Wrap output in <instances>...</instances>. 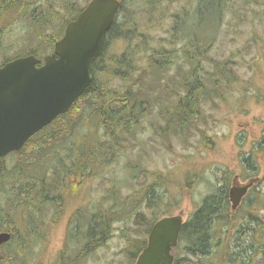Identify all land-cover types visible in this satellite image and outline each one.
<instances>
[{
	"label": "trees",
	"instance_id": "trees-1",
	"mask_svg": "<svg viewBox=\"0 0 264 264\" xmlns=\"http://www.w3.org/2000/svg\"><path fill=\"white\" fill-rule=\"evenodd\" d=\"M162 1L145 0L141 5H134L136 0H121L119 12L106 36L104 53L93 62V80L82 96L68 112L32 136L22 149L13 152L16 156L13 167H6L7 156L0 158V231L12 232L11 241L0 246V264H27L29 237L39 234L37 224L43 223L42 227L46 229L44 224L56 223L63 215L68 196L74 197L86 181L105 176L119 156L135 145L142 119L152 109V102L145 91L148 69L159 75L175 63V55L167 54L163 46L151 45L155 41L152 29L160 26L166 15L163 12L156 16L161 12L157 10ZM230 2L199 0L192 15L185 8L172 15L175 38L182 44L180 65L188 67L180 83L184 92L175 94L174 117L182 130L197 126L202 104L210 97L205 80L212 83L216 93L222 80L230 83L234 76L230 60L212 58L210 44L202 34L209 25L216 28L217 19L220 20ZM28 8L33 13L29 4L19 0H0V51L5 27L10 28L16 22L14 19L23 20ZM70 8L62 19L63 28L75 18L82 6L77 5L76 0H70L67 9ZM15 13L14 18L3 22L2 28L1 15ZM50 17L53 18L49 16L41 21L45 29L52 22ZM32 22L37 24L40 21L34 19ZM182 33L183 36L179 35ZM38 38V45L26 52L0 58V67L15 57L29 54L43 59L49 47H53V39L57 40L58 36L51 41ZM117 41L122 46L120 52L114 50ZM146 66H149L147 70ZM87 118L97 122V135L77 137ZM207 138L203 131V139L211 143ZM259 149L261 154L264 153V141L259 142ZM246 159L248 165L255 162L254 168L246 171H255L253 176H257L259 159L252 152ZM30 171L35 172L31 174ZM140 175L138 185L129 193L125 194L117 184H110L103 198L72 214L74 218L72 216L69 222L58 264H84L86 257L107 244L117 222L135 220L141 224L147 210H154L145 230L149 235L156 221L181 207L180 198L172 195L174 182L171 174L146 168L141 169L139 175L134 173V176ZM196 176L202 179V176ZM237 176L222 173V184L195 204V209L183 224L179 244L173 249L174 264L254 263L255 249L261 243L257 235L263 236V225L253 209L263 205V200L257 201L250 212L255 205V202L248 203L253 188L242 205L232 211L229 185ZM50 206L55 208L51 214L48 211ZM246 207L248 211L242 212ZM21 227L26 230L22 232ZM245 232L250 238L248 246L233 247V237ZM125 237L129 244L125 252L134 264L148 240L139 231L136 235L127 233Z\"/></svg>",
	"mask_w": 264,
	"mask_h": 264
},
{
	"label": "rangeland",
	"instance_id": "rangeland-1",
	"mask_svg": "<svg viewBox=\"0 0 264 264\" xmlns=\"http://www.w3.org/2000/svg\"><path fill=\"white\" fill-rule=\"evenodd\" d=\"M19 1L28 4L34 0ZM69 1L37 0L33 8L39 4L42 13L39 15L33 10L32 15L39 17L40 23L33 24L32 27L30 19L26 18V22L15 20V24L2 36L0 58L14 57L37 46L40 42L38 37L49 41L59 36L63 28L62 19L71 10L67 9ZM85 1L76 0V4L83 5ZM144 1L136 0L133 4L141 5ZM198 1L171 0L170 3V0H164L160 4L157 11L161 12L156 16L163 12L166 15L162 22L159 20L161 25L152 29L155 41L151 45L163 46L167 54L175 55V63L168 71L159 75L153 74L148 69L149 66H146L148 73L145 91L152 102V109L142 119L135 145L119 156L105 176L86 181L74 197L68 196L63 215L56 223L44 224L47 225L46 229L42 227L43 223L37 224L40 227L37 230L39 234L29 237L27 264H58L69 222L72 216L74 218L72 214L103 198L106 187L110 184H117L125 194L129 193L142 177L134 176V173L139 175L140 170L146 168L172 175V195L181 200V207L172 214L182 212L186 221L195 209V204L222 184V173L238 175L241 184L247 183L252 177H259L255 189L249 195L248 203L255 202L251 212L256 202L263 200V205L255 207L253 211L261 218L264 236V153L259 152V142L264 141V0H231L220 20L217 19L216 28L209 25L202 31L210 44L212 58L219 61L230 60L234 76L230 83L222 80L219 92L216 93L212 83L205 80L210 97L202 104L197 126L191 125L182 130L174 117L175 94L184 92L180 83L188 67L180 65L182 44L175 38L172 15L182 8L192 15ZM49 16H53L49 18L52 22L45 29L41 21ZM200 33L201 30L198 31ZM179 35L183 36L184 33ZM114 50H122L119 41L114 44ZM83 125L78 130L77 137L81 138L83 134L97 135V122L94 119H85ZM203 131L211 143L203 139ZM249 152L259 159L257 176H253L255 171H246L255 166V162L253 165L247 163ZM15 162L16 156L13 153L8 155L6 167H13ZM30 172L34 174L35 171ZM197 174L202 179L199 180ZM53 210L55 208L52 206L48 209L50 214ZM247 211L246 207L242 212ZM153 212L154 210H147L141 224L135 220L115 223L113 236L107 244L86 257L84 264H132L125 252L129 245L125 235L130 232L136 235L139 231L148 240L149 235L145 230L148 221L153 218ZM87 221L88 218L85 219L86 223ZM24 230L26 229L21 227V231ZM257 236L261 243L255 249L253 264H264V237L261 234ZM249 243L250 238L246 232L232 239L233 247L241 244L248 246Z\"/></svg>",
	"mask_w": 264,
	"mask_h": 264
},
{
	"label": "water",
	"instance_id": "water-1",
	"mask_svg": "<svg viewBox=\"0 0 264 264\" xmlns=\"http://www.w3.org/2000/svg\"><path fill=\"white\" fill-rule=\"evenodd\" d=\"M121 0H91L68 23L52 54L17 57L0 67V158L22 149L27 141L70 110L91 84V66L103 55L107 32ZM256 180L234 183L229 189L236 211ZM185 222L182 213L164 216L152 227L147 246L135 264H174ZM12 237L0 232V245Z\"/></svg>",
	"mask_w": 264,
	"mask_h": 264
},
{
	"label": "flooded vegetation",
	"instance_id": "flooded-vegetation-1",
	"mask_svg": "<svg viewBox=\"0 0 264 264\" xmlns=\"http://www.w3.org/2000/svg\"><path fill=\"white\" fill-rule=\"evenodd\" d=\"M37 0H34L33 2H28V4L30 5V8H32L33 10H36V12H37V14H41L42 13V9H41V6L39 5V4H37L36 5V7H34L33 8V4L36 2ZM89 2H90V0H86L84 3H83V5H81L82 6V8L81 9H79L78 10V12H77V15L75 16V18L74 19H72L71 21H73V20H75L76 18H77V16L79 15V13L84 9V7H86L88 4H89ZM39 9V10H38ZM31 9H29L28 8V12H27V14H26V16L24 17V19L23 20H20V21H24V22H26V18L27 19H30V26H32L33 25V20L35 19V20H39V19H37V17H35V16H33L32 15V13H31ZM45 11V10H44ZM74 11V10H73ZM32 15V16H31ZM16 16V13L15 14H13V15H7V16H2L1 15V18H2V21H1V27L3 26V22L4 21H8V20H10L11 18H14ZM14 20H17V19H14ZM19 21V22H20ZM70 21V22H71ZM40 23V22H39ZM39 23H37V24H39ZM69 23V22H68ZM15 24V23H14ZM67 25L68 24H66V26H65V28H62L61 29V31H60V35L58 36V39L56 40L55 38L53 39V47H52V49L51 50H49L48 49V54H45V56H47V55H50V54H52L53 52H54V50H55V44L57 43V41H59L63 36H64V34H65V30H66V27H67ZM2 28H4V27H2ZM10 28H8L7 26L5 27V29H4V32H6L7 30H9ZM108 33V32H107ZM107 36V35H106ZM52 40V39H51ZM1 45H2V43H1ZM105 45H106V41H105ZM104 50H105V48H104ZM104 53V52H103ZM44 56V57H45ZM15 58H17V57H15ZM14 58V59H15ZM13 60V59H12ZM235 180V179H234ZM237 180H239V179H237L236 178V183H239V182H237ZM234 183V181L232 182V184ZM1 232V231H0ZM11 239H12V237H11ZM11 239L7 242V243H5V244H8L10 241H11ZM5 244H3V245H5ZM2 246V245H1Z\"/></svg>",
	"mask_w": 264,
	"mask_h": 264
},
{
	"label": "bare ground",
	"instance_id": "bare-ground-1",
	"mask_svg": "<svg viewBox=\"0 0 264 264\" xmlns=\"http://www.w3.org/2000/svg\"><path fill=\"white\" fill-rule=\"evenodd\" d=\"M91 1V0H90ZM85 8V7H84ZM187 18V17H186ZM73 145V144H72ZM75 146V145H74ZM74 146H73V148H74ZM76 149V148H75ZM78 149V148H77ZM32 196V195H31ZM32 200V199H31ZM90 219H91V217H90ZM30 227V226H29ZM31 230V229H30ZM218 230V229H217ZM223 230V229H222ZM228 230V229H227ZM231 230V229H230ZM257 231V230H256ZM255 231V232H256ZM257 235V234H256ZM28 239V238H27ZM21 240V239H20ZM230 244V243H229ZM234 244V243H233ZM18 245V244H17ZM242 245V244H241ZM221 247H223V246H221ZM227 247V246H226ZM23 249V248H22ZM227 251V250H226ZM71 252V251H70ZM4 253V252H3ZM214 259V258H213ZM225 260V259H224ZM237 260V259H236ZM72 261V260H71ZM79 262V261H78ZM222 262H223V260H222ZM233 263V262H232ZM236 263H238V262H236ZM228 264V263H227Z\"/></svg>",
	"mask_w": 264,
	"mask_h": 264
}]
</instances>
